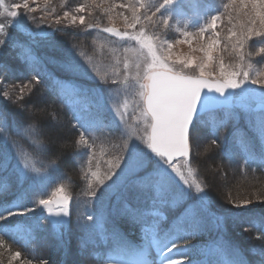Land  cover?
<instances>
[{
    "label": "rangeland",
    "instance_id": "rangeland-1",
    "mask_svg": "<svg viewBox=\"0 0 264 264\" xmlns=\"http://www.w3.org/2000/svg\"><path fill=\"white\" fill-rule=\"evenodd\" d=\"M24 2L3 0L0 5L3 13L0 23L5 25L4 33L0 34V39L5 41L0 45V185H3L0 217L17 210L24 212L0 219V227L8 226L11 231L5 234L7 239L0 235L3 241L0 264L32 263L33 253L40 250L44 257L36 261L39 264H161L164 255L178 258L176 249L159 252L162 245L172 240L180 252L187 254L189 264H247L241 251L230 249L223 242L225 217L216 210L242 212L253 202H256L253 207L264 209V178L260 176H264V167L255 170L260 179L247 181L220 162L198 128L190 141V157L173 161L189 184L185 185L168 169L173 194L166 203L154 198V192L117 184L119 176L97 186V177L92 175L95 172L102 176L126 143L128 146L139 143L136 137L145 134L140 89L134 77L135 65L143 66L151 57L147 47L132 37L143 31V38L153 43L158 56H170L171 61L194 57L199 62L203 57L200 43L206 40L199 41L196 34L208 25L212 16H217L215 31L221 43L213 54L214 62L218 64L223 59L226 65L234 63L230 45L235 40L230 38L229 29L237 31L246 19L239 11V0L236 6L231 0H173L151 22L144 14L152 15L163 0H27L28 8L23 7ZM141 3L146 7H140ZM16 4L21 7H13ZM133 7L139 9L141 20L130 28L125 17L131 20ZM10 11L20 14L15 19L28 31L47 33L41 39L53 41L56 52L45 51L50 48L47 46H37L38 52L24 32L10 26L13 20L7 14ZM72 16L77 17L75 23ZM79 16L85 17L83 25ZM89 24L93 26L89 28ZM109 27L117 29L120 35L104 31ZM186 40L191 44L177 43ZM20 44L31 47L42 64H34L23 56L17 46ZM260 48H264V37L254 36L246 42L244 51L251 55L245 58L244 70L249 71L251 78L264 80V53L259 52ZM53 59L60 63L72 60L78 71L65 73L59 63L51 62ZM49 66L60 74H55ZM26 68L33 83L27 81ZM184 71L198 75L194 65ZM46 73H52L54 87H64L60 90L62 94L67 91L69 96L63 97L71 106L68 110L72 115L67 116L61 107L39 92L35 81ZM24 84H29V88L22 93ZM240 92L241 89L233 91L229 108L212 111L200 121L212 135L226 129L222 134L224 154L249 171L250 163L246 160H257L264 166V136L257 127V117L264 111L258 108L264 89L260 85H245L243 92L249 97L246 104L237 102L236 94ZM14 114L20 122L15 121ZM84 130H89L85 138L91 147L79 143ZM229 131H233L231 141L235 138L237 147L227 145ZM38 132L50 157L43 154L44 158L39 159L25 152L10 154V145L22 149V143L9 144L14 137L25 140L36 154L44 150V144L37 139ZM50 161L67 168L69 175ZM154 166L164 167L159 160L154 161ZM25 182L30 187H22ZM60 186L71 197L70 216L49 214L38 204L39 199L48 198ZM93 190L97 191L95 197L91 195ZM11 193L14 199L9 197ZM200 196L206 198L209 215L189 237L193 228L186 210L198 203ZM244 200L251 203L236 206ZM251 224L255 229L258 227L256 221ZM258 240L261 243L259 235ZM185 246L187 249H183ZM16 252L21 255L14 257Z\"/></svg>",
    "mask_w": 264,
    "mask_h": 264
},
{
    "label": "snow or ice",
    "instance_id": "snow-or-ice-1",
    "mask_svg": "<svg viewBox=\"0 0 264 264\" xmlns=\"http://www.w3.org/2000/svg\"><path fill=\"white\" fill-rule=\"evenodd\" d=\"M2 2L3 0H0V5H2ZM172 2L173 0H163V3L156 8L155 12H152V15H148L147 12L144 14L145 19L151 22L153 16L160 13L161 9ZM231 4L236 6L237 0H231ZM13 7L20 8L21 5L16 4ZM23 7L28 8L27 0H25ZM140 7L143 8L146 5L141 3ZM244 9H248V11H244ZM239 11L243 12L246 19L240 24L237 31L229 29L230 38L235 40L230 45L235 62L227 65L223 59L218 64L214 62L213 54L221 43L219 33L215 31L218 27L217 21L219 18L217 16H212L208 25L202 27L196 34L199 41L206 40V43H200L199 51L203 53V57L199 62H196L194 57L177 58L176 61H171L170 56L163 54L158 56L153 50V43L143 38V31L132 37L140 40L142 45L147 47L151 57L150 62H146L143 66L141 64L135 65L136 75L134 77L140 89V110L144 118L145 134L136 137L139 143L133 142L131 146L126 143L102 176H98L95 172L92 173L93 176L97 177V186H104L105 181H112L119 176L117 184L133 189H142L148 193L154 192V198H159L160 203H166L168 197L173 194L168 169L179 176L185 185L189 184V180L184 177V173L173 161L177 158H187L190 155V134L195 133L196 123L200 121L202 114L213 106L232 102L231 96L222 101L218 100L216 96L210 95V93H216L220 97H224L228 90L241 89V92L236 94L237 102L246 104L249 97L243 92L245 85L249 83L260 85L264 89V80L251 78L249 71L244 70L247 67L244 64L245 58L251 55L244 51L246 42L254 36L264 37V0H239ZM138 13L139 9L133 7L131 20L125 17L127 27H135V24L140 22L141 17ZM7 14L13 18L10 26L24 32L33 45L55 47L53 41L41 39V37H46L47 33L30 32L20 20L15 19L20 15L17 11H10ZM0 15H3V13H0ZM64 15L67 17L68 13ZM232 18L230 15L229 19ZM76 19L77 17L72 16V23H75ZM78 19L81 25L85 23L84 16H79ZM59 22L58 19L57 23ZM92 26L91 24L88 25L89 28ZM4 29L5 25L0 23V34L4 33ZM104 31L120 35L115 28H105ZM209 31H211V35L206 36ZM182 42L191 44L190 40L177 41V43ZM4 43L5 41L0 39V45ZM17 46L22 49L21 54L27 57L29 61L34 64H42L41 59L33 53L31 47L23 44ZM171 47L172 45H169V49ZM259 52L264 53V48H260ZM51 62L59 63L60 68L65 73L74 74L78 71V67L72 60L60 63L53 59ZM177 64L182 67L177 68ZM193 65L195 69H198V75L194 72L189 74L184 71V69H188ZM127 67L128 64L126 63L125 68ZM48 75L54 79L52 73H48ZM38 82L37 79L35 83ZM29 83H33V81H29ZM28 88L29 84H24L20 90L23 93ZM5 96H7L6 93ZM258 108L264 109V95L260 98ZM257 127L260 135L264 136V111H261L257 117ZM88 131L84 130L79 143L91 147L92 145L85 138ZM215 143L216 141L213 140L212 144ZM125 152L127 153L126 156L124 155ZM155 160L161 161L164 167H155ZM197 187L199 188V185ZM2 188L3 185H0V189ZM199 190L203 192V189ZM64 191L63 186H60L48 198L39 199L38 204L44 207L49 214L70 216L71 197L65 195ZM96 194V190L91 192L93 197ZM197 198L199 202L194 203L186 210L187 214L191 216L193 228V232L189 233V237L203 225L204 219L209 215L206 198L203 196ZM249 203H251L250 200H244L236 206H246ZM18 214H24V212L17 210L8 213L5 217H0V219ZM88 219L91 220L92 218L88 217ZM0 244H3V241H0ZM165 249L169 253L176 249L178 258L164 255L161 264H189L187 254L179 251L180 248L177 247L175 240L162 245L159 252L164 254ZM183 249H187V247L185 246ZM20 255L19 252H16L14 257Z\"/></svg>",
    "mask_w": 264,
    "mask_h": 264
},
{
    "label": "trees",
    "instance_id": "trees-1",
    "mask_svg": "<svg viewBox=\"0 0 264 264\" xmlns=\"http://www.w3.org/2000/svg\"><path fill=\"white\" fill-rule=\"evenodd\" d=\"M34 46L36 48H38L36 45H34ZM55 49H56V47H50V48L45 49V51L50 50L51 52L53 51L52 53H55L56 52ZM37 51L40 52L39 48ZM13 65H15V64H13ZM49 68L54 70L53 72L55 74H58V75L60 74V71L58 69H56V68L54 69L51 66H49ZM25 70H26L27 75L29 76L27 78L28 79L27 81H31V79H33V78L31 77V75H29V72H28L29 70L27 68ZM38 80H39L38 84H39V90H40L39 92L44 93L47 100L55 103L59 108L61 107L63 112L67 116H70L69 114H71V112L67 109V107L64 105V103L51 92V90L49 88L50 87L49 81H47L46 78H44V77H39ZM14 115H15V121L20 122L21 119L19 117H17L16 114H14ZM9 118L11 119V118H13V116H10ZM35 127L37 129V126H35ZM197 128L199 129L198 131H200V133L203 136H205V140H207V143L210 145V147H212L213 150L216 152L221 163H223L225 166H227L230 170L232 169L233 171L238 173L242 178L247 179V181H252L256 177L259 178V175L255 171L256 169L261 168L259 166V164L250 163L247 166V167H249L247 169H251V170L246 171L243 169L242 165L236 163L235 161H233L231 159H228V157L224 154V149H222L221 147L223 146V143H224L223 139L225 140V136H223L222 134L226 131V129L225 130L222 129L219 133H216V135L215 134L212 135L209 128H207L206 125L202 121H199L196 123V129ZM9 132H11V129ZM227 137H229V135ZM191 138H193V134H190V141H191ZM37 139H38V141L40 140V142H41L40 144H44V150L40 149V152H38L36 154L33 151L34 150L33 147L26 145L25 140L20 139V137L10 138L9 144H10V142L22 143V145L20 146V147H22L21 150L14 149V147L10 145V147H11L10 154L12 156H16V154L18 152H25V153H28L29 155L35 156L36 158H39V159L44 158L43 154L47 155V157L48 156L50 157V155L47 154L48 152L46 151L47 147L45 145V142L41 141L42 138H41L39 132H38ZM229 139H230V137H229ZM229 139L226 138L227 145L229 146V144H230L231 146H233ZM213 140L216 141L215 144H212ZM58 150L60 151V149H58ZM66 152H67L66 150H63V154H66ZM69 152H70V150H69ZM50 162L55 163L59 167H61L60 164L57 163L56 161H50ZM61 168H63V167H61ZM63 169H64L65 173L69 175L68 169L67 168H63ZM241 171H243L242 174H241ZM260 176L262 178H264L263 175L260 174ZM22 187L28 188V187H30V185H28V183L25 182L24 184H22ZM9 197L12 199L15 198L14 194H12V193L9 195ZM1 198H2V194H0V207L2 206ZM255 203L256 202L251 203L250 204L251 207L243 209L242 212H237V211L236 212H230L229 210H226L225 208H223L222 211L221 210H216V211L220 212V216L223 215L225 217L224 223L222 226V229H223L222 238L226 242H228L232 248H237V249L241 250L242 254L246 258L247 264H264V209L260 206H257V205H256V207H253L255 205ZM215 206L219 207L217 205H213V207H215ZM219 208H222V207H219ZM252 221L257 222L258 227L256 229L252 226V224H251ZM5 230L6 229L0 227V235H1V237L3 236L5 239H7V237L5 236ZM258 235H259V239L261 238V240H262L261 243H258V241H260V240H258ZM8 241L11 243V240H8ZM43 255H44V252L42 250H40L39 252L33 253V261L30 264H39V263H36V261L42 259ZM50 256L51 255H49V257ZM49 257H46V258H48L46 260H49ZM25 264H29V263H25ZM46 264H48V263H46Z\"/></svg>",
    "mask_w": 264,
    "mask_h": 264
},
{
    "label": "water",
    "instance_id": "water-1",
    "mask_svg": "<svg viewBox=\"0 0 264 264\" xmlns=\"http://www.w3.org/2000/svg\"><path fill=\"white\" fill-rule=\"evenodd\" d=\"M210 95L216 96V98H217L218 100H222V101L225 100L226 97L231 96V97H232V100H233V90H228V91H226L224 97H220V96H219L218 94H216V93H210ZM231 103H232V102H231ZM231 103H225V104H221V105L213 106V107L209 108L206 112L211 111V110H215V109H218V108H226V107H229V106L231 105ZM206 112H204V113H206ZM204 113H203V114H204ZM189 156H190V155H189ZM189 156H188L187 158H189ZM177 159H178V158H177Z\"/></svg>",
    "mask_w": 264,
    "mask_h": 264
}]
</instances>
